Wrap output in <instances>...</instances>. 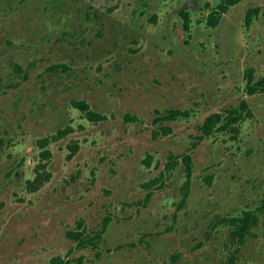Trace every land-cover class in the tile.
Instances as JSON below:
<instances>
[{"label": "rangeland", "instance_id": "obj_1", "mask_svg": "<svg viewBox=\"0 0 264 264\" xmlns=\"http://www.w3.org/2000/svg\"><path fill=\"white\" fill-rule=\"evenodd\" d=\"M176 1L182 3V6L186 2L168 0L167 4L160 5L156 23L149 21L154 4L150 3L149 8L140 6L141 23L137 26L140 27L138 35H135L137 41L125 44L124 39H120L117 48L109 49L106 39L103 49L109 52L104 53L96 43L104 40L96 33L98 27L92 28L93 35L90 40L87 38L88 26H83L90 19L87 12L84 14L77 10L70 20L75 30L77 25L80 26V37L82 35L85 41L89 40L91 43L84 51L79 42L61 31V28L69 27L65 26L67 16L63 22H58L63 24L62 27H57L60 31L54 29L53 12L50 11L52 15H48L46 9L41 10L43 1L0 0V264H41L54 254H64L70 245L73 246V243L69 244L65 240L64 231L72 228L78 218L84 219V224L81 223L83 226H98L99 229L91 231L93 233L88 237H95L100 232L101 238L102 225L99 226V222L104 213L116 208L119 209V214L125 210L134 212L137 206H129L128 202H143L146 189L142 187V183L160 174L159 170L163 168L168 151H187V145L193 142L196 135L199 136L203 119L210 112L221 109L225 99L220 98L216 90L213 89L211 93L207 90L208 82H212L213 77L217 76L213 69L208 74L201 70L192 74L193 66L189 67L188 60L197 57L201 66L204 58L214 60L221 54L222 51L219 54L215 52L217 48L223 50L222 55H230V49L234 47L231 40L224 37V45L221 41L218 47L213 45L214 31L222 36V30H227L228 33L232 31L235 45L239 48L236 53L241 56L240 59L244 62L242 65H245L244 59L250 53H242L240 49L248 48L251 43L253 46L261 43V39H264V21H261V26L257 23L253 25L262 30L263 38L258 37V32L254 30L239 27L243 19H234L235 11L249 1L241 0L229 9L223 20V27L220 28L222 22H218L216 30L205 29L209 27L206 22L208 9H204V4H201L202 11L199 12L198 9L190 12V31L185 34L182 29L183 18L177 12L181 5ZM222 1L199 0V4L207 2L211 8ZM90 2L91 6L96 4L101 8L100 0ZM113 3L114 0L105 1L106 7L102 11L108 9L107 11L112 12ZM7 13L11 16L10 19L9 15L5 17ZM165 20L164 26L168 27L165 29L164 41L168 46L173 43V46L178 47V52L157 43V36L162 34V30L156 26L154 30L151 24L163 26ZM231 20H235L236 25L230 24ZM42 22L45 27H42ZM146 24L150 27L148 32L144 29ZM103 30L102 28L98 33L103 35ZM208 30H211V34ZM6 31L9 32L6 34ZM178 33L182 35L180 42ZM46 38L48 40L43 41ZM53 38L54 45L51 43ZM183 40L187 42L184 43ZM7 41L12 43L7 44ZM91 46H94L97 57H90ZM77 50L79 51L75 55ZM8 51L10 58H7ZM130 51H135V54ZM138 55L145 60L167 58L172 64L174 60H178V65H189L182 66L176 72L171 71L168 75L167 84L175 86L172 88L176 93H181L176 99L180 104H172L166 98H161L159 95H164L161 89L152 90L151 83L143 79L136 81L135 77L131 94L115 96L117 93L124 94L122 91H115L116 85L124 82L108 84V75H103V71L99 69L107 63L114 68L120 67L126 57ZM261 60L262 67L257 75L264 74V62ZM53 63L64 64L68 70H51L49 67ZM239 66L240 64L237 65ZM236 70L237 73L240 72L239 68ZM196 77H199V91L192 93L196 90L193 86ZM236 79L237 81L233 79L224 86L229 96L228 104H236L243 97L242 72L238 73ZM89 83H98V90L92 91L95 88H89ZM169 90L166 88V92ZM149 96L153 99L150 100ZM72 99L86 100L91 109L108 119L95 122L88 120L83 111L72 107ZM107 104L110 108H106ZM165 106L190 108L191 113L190 116H179L173 121L154 122L157 116L164 114ZM154 108H158L160 113H155ZM135 119L137 120L131 121ZM161 126L170 130L168 135H162ZM66 127L73 131L65 136L58 135L57 129ZM235 127L236 132L230 129L216 132L200 142L208 144L211 149L220 147L225 155L235 150L236 155L230 168L246 163V159L240 161L239 156L248 148L243 140L250 138L254 131L245 124ZM153 133H158V137H154ZM41 138L48 139L45 149L50 154L46 158L40 156L42 148L38 140ZM74 142L78 143L79 148L72 153L70 145ZM146 154L152 156L150 165L145 164ZM155 162L158 169L153 166ZM17 163H20L18 167ZM43 163L46 164L44 170L40 167ZM7 171L10 174L6 175ZM47 172L50 176L45 179ZM203 174L199 173V177ZM164 190L165 188L154 191L160 197L149 207L150 211L158 212L157 217L170 215L169 193L163 192ZM253 232L256 235L252 239L253 244L249 242L247 247L241 249L237 264H264V233ZM98 244L93 247L100 248L101 244ZM216 253L220 255L219 251ZM129 255L132 258V254ZM159 260L156 259L155 262ZM131 264H137L136 260Z\"/></svg>", "mask_w": 264, "mask_h": 264}, {"label": "flooded vegetation", "instance_id": "obj_2", "mask_svg": "<svg viewBox=\"0 0 264 264\" xmlns=\"http://www.w3.org/2000/svg\"><path fill=\"white\" fill-rule=\"evenodd\" d=\"M40 1H43L41 10L46 9L49 12L48 15H52L50 11L53 12L52 24L54 29L60 31L57 28L60 25L58 22H63L64 17L67 16L68 20L67 22L65 21V26H69L70 28L63 27L61 31H65L64 33L72 37L74 41L79 42L85 51L87 46L91 45L89 43L93 35L91 29L96 27H98L96 33L104 39L101 43L96 42L99 48L103 49L106 46L104 42L106 39L110 46L109 49L117 48L120 45V39H124L125 44H129L132 41L133 43L136 42L135 35H138L137 30L140 28H137V26L141 23L140 15L142 10L140 6L149 8L150 3L154 4L155 8L152 9V16H150L151 18L149 17V21L156 23V14L159 8H161L160 5L167 4L168 0H114L112 12L107 11L108 9L102 11L106 7L105 1L108 0H100L101 4L99 5L101 8L95 6L96 4L91 6V0H88V2L87 0ZM176 3L180 4L177 1ZM237 3L229 6L226 11H220L218 8L219 4L209 8L210 4L207 2L199 4V0H186L185 5L182 6L181 3L180 8L177 10L178 15L182 18L183 13L188 14V26H184L183 18L182 29L185 34L189 33L191 26L190 12L198 9L199 12L202 11L201 4H204V9H208L206 22L209 27L205 29L214 28L213 31L217 29L218 23L214 26L208 24V18L211 14L219 17V22H222L221 28L224 26L223 20L227 12ZM72 8L74 12L71 11ZM77 10H80L79 12L82 11L84 14L87 12V16L90 17L88 23L86 24L85 22L83 25L88 26V41H85L82 35L80 37L79 25L76 26L77 30H75L70 24V20ZM238 11H240V14H238ZM238 11H235L236 16L234 19L237 21L240 17L243 19L239 27L254 30L258 32V37L263 38L262 30L256 29L253 25L257 23L261 26V21H264V1L249 0ZM8 15L9 13L5 17ZM60 16H63V18H60ZM10 18L11 16L9 15L8 19ZM247 18H250L249 25L246 24ZM231 23L236 25L235 20H231ZM165 24L166 20L163 26L151 24L154 30H156L155 26L162 30V34L157 36V43L163 47H170L174 51L176 49L178 52V47L173 46V43L168 46L164 41L166 39L165 29L168 27V25L164 26ZM60 26L62 27L63 24ZM42 27H45L43 22ZM102 28L104 29L103 35L98 33ZM149 28L147 24L144 26L147 32ZM113 29L116 30L114 31ZM210 31L209 34H211ZM8 32L6 31L5 33L7 34ZM221 34L222 36L218 31H214L213 40L215 42L213 45L218 47L220 41L223 44V38L225 37V39L231 40L234 44V47L230 49L232 50L231 54L224 56L222 55L223 50H218L217 48L215 52L219 54L222 51L221 54L214 60H210L208 57L204 58V61L200 63L201 66L197 57L190 61L188 60L189 66L182 63L178 65V60H174L175 62L172 64L167 58L145 60L138 55L126 57V60L120 67L114 68V66H110L107 63L99 69V71H103V75H108V84L116 85L115 82H124L123 84L116 85L115 91H122L124 93H117L116 97L132 93L135 77L136 81L143 79L151 83L152 90L161 89L162 91H160L164 95L159 96L166 98L176 105L180 104L176 99L179 98L178 96L181 93H176L174 88H172L175 86L171 87V84H167L169 82L168 75L171 74V71L176 72L182 66H193L192 74L199 73V70L208 74L213 69L214 75L217 76L213 77L212 82H208L207 90L210 93L216 90L220 98H224L225 100L221 109L210 112L203 119L200 124V134L199 136L196 135L193 142L187 145V151H168L163 168L159 170L160 174L142 183V187L146 189L142 197L143 202L140 203V200L134 204L132 201L128 202L129 206H137L134 212L125 210L122 214H119V209L116 208L113 211L108 210L104 213L99 222V226L102 225L100 226L102 236L97 241V244H101L100 248L93 247L89 242L90 237H88V235L91 236L93 233L91 231L99 229L98 226L96 228L83 226L84 219L78 218L75 220L72 228L65 229L64 231L65 240L69 244L73 243V246L70 245L64 254H54L41 264H50L51 262L52 264H131L133 260L134 262L136 260L137 264H237V261L240 259L238 254L241 249L245 246L247 247L249 242L252 243V239L256 236L253 231H256V234L264 233V74L257 75V72L262 67L261 59L264 62V39H261V43H255L254 46L251 43L248 48L240 49L242 53H250V56L244 59L246 60L245 65H242L244 62L240 59L241 56L236 53L239 48L235 45L232 31L228 33L227 30H222ZM181 38V33H178L179 42ZM172 39L173 37L171 36ZM47 40V38L43 39V41ZM54 40L55 38L51 41L53 45ZM182 42L186 43L187 41L183 40ZM11 43L7 41V44ZM91 47L92 50L89 49L90 57L93 55L97 57V52L93 50L94 46ZM78 51L75 52V55ZM105 52L109 51L104 50ZM130 52L135 54V51ZM110 53L113 54V51ZM10 57L11 55L8 51L7 58ZM54 64L50 65L53 66ZM238 64H240L239 67H237ZM49 68L51 70L61 68L63 72L68 70V67L64 64H61L60 67ZM236 68H239L240 72H242L244 80L243 97L236 104H228L227 99L229 96L225 92L224 86H227V83L229 81L232 82L233 79L237 81L236 78L240 72L237 73ZM249 70L251 71L249 72L250 74L248 73ZM193 81V86L196 90L192 93H197L199 91V77H196ZM94 84L89 83V88H95L92 91L96 92L99 84ZM148 85L150 87V84ZM166 88L167 90L170 89L169 92H166ZM148 98L150 100L153 99L150 96ZM74 100L72 99L70 104L72 107L77 108L72 104ZM84 101L88 103L86 100ZM88 105L91 107L90 103ZM111 105L114 106L112 102ZM106 108H110V105L107 104ZM77 109L80 110L79 108ZM172 109H180L186 112L181 111L180 114H175V116H167ZM153 111L160 113L158 108H154ZM163 111L164 114L157 116L154 122L173 121L179 116H190L191 113L190 108L170 106L163 107ZM215 112L221 115V121L218 125L231 121L229 123L230 130H233V132L237 131L235 126H242V124L250 127V130H254L250 138L246 139L247 142L243 140V143L248 145V148L239 156L240 161L246 159V163L236 164L233 168H230V164L236 155L235 150L225 155L220 147L211 149L208 144H200L204 137L216 132L226 131L217 129L209 134L204 132L203 124L205 120ZM102 119L106 120L108 117L104 116ZM60 129L62 128H58L57 132ZM160 129L163 132V136L168 135L167 133L170 131L166 129V126H161ZM71 131L73 129L69 128L67 134ZM153 135L154 137H158L157 135L159 134L153 133ZM198 145L199 148L197 147ZM186 155L190 156L189 173L184 161ZM151 157L150 154L145 155V164L150 165ZM156 163L153 166L158 169ZM19 165L20 163H17L16 166L18 167ZM199 173L204 174L199 177ZM7 174H10L9 171L6 172ZM204 175L207 177H204ZM208 175L211 176L209 179H207ZM167 187L169 189H166ZM163 188H165L163 192L169 193L168 198H170V201L168 202L169 208L168 206L167 208L170 215L157 217L158 212L150 211L149 207L160 197L159 194L155 195L154 191ZM132 212L133 214L131 215ZM252 217H255L256 222L248 225L247 223L250 222ZM81 223L83 224L81 225ZM245 227L249 228L248 231H245ZM216 251H219L220 255H217ZM76 252H78L77 255ZM130 253L132 254V258L129 257ZM130 259H132V262ZM156 259L160 260L155 262Z\"/></svg>", "mask_w": 264, "mask_h": 264}, {"label": "trees", "instance_id": "obj_3", "mask_svg": "<svg viewBox=\"0 0 264 264\" xmlns=\"http://www.w3.org/2000/svg\"><path fill=\"white\" fill-rule=\"evenodd\" d=\"M239 0H223L219 5H218V8L220 9V11H226L229 6L237 3ZM183 18H184V23H185V27H187V23H188V14L186 13H183ZM219 22V17L217 16H214L211 14V16H209L208 18V24L214 26L216 25L217 23ZM246 24L249 25L250 24V18H247L246 20ZM57 66H61V64H54L52 67H57ZM17 68H19L17 66ZM251 72L250 70L248 71V73ZM250 74V73H249ZM72 104L74 106H76L77 108H79L81 111H83V113L85 114V116L87 117L88 120L90 121H98L100 119H102L104 117V115L96 112L95 110L91 109L88 105V103H86L84 100H74L72 101ZM182 110L180 109H172L169 111V114L167 116H175V114H180ZM182 112H186V111H182ZM163 118H165L163 116ZM221 121V115L220 113H212L211 115H209L207 117V119L205 120L204 124H203V129H204V132L205 133H211L213 132L214 130H217V129H221V130H227V129H230V122L229 121L228 123H225V124H220L218 125V123H220ZM69 131V128H66V129H60L58 131V134L59 135H64V134H67V132ZM38 143L40 145V147L42 148L41 152H40V156L42 158H46L49 156L50 152L49 150L45 149V146L47 145L48 143V139L47 138H41L38 140ZM71 149H72V153L73 152H76L79 148V145L77 142H74L72 145H70ZM185 163H186V166H187V171L189 173V170H190V167H189V163H190V156L189 155H186L185 156ZM45 166L46 164L43 163L42 165H40L41 169H45ZM50 174L49 172H47V174L45 175V179L46 178H49ZM211 176H209L207 179H209ZM43 180V179H42ZM40 182V181H39ZM38 183V182H36ZM36 183L34 186H36ZM256 222V219L255 217H252V219L250 220L249 223H247L248 225H252L253 223ZM248 227H245V231H248ZM100 239V232H98L95 237H91L89 239V242L94 245V244H97V241ZM52 264V262L50 263Z\"/></svg>", "mask_w": 264, "mask_h": 264}]
</instances>
